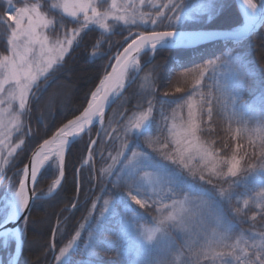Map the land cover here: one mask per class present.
I'll return each mask as SVG.
<instances>
[{"label": "trees", "instance_id": "1", "mask_svg": "<svg viewBox=\"0 0 264 264\" xmlns=\"http://www.w3.org/2000/svg\"><path fill=\"white\" fill-rule=\"evenodd\" d=\"M165 2L167 0H153L144 6V11L148 16L154 14ZM176 2L182 5V9L179 11L180 19L173 22L171 31H235L244 24L236 0H176ZM34 3L41 5V10L49 13V18L64 19L66 28L61 29V33L79 28L75 21L60 11L51 9L50 1L13 0V4L18 7ZM6 8V0H0V15ZM172 14L168 13L169 16ZM152 27L150 24L146 28H133L132 32L141 30L150 32ZM127 29L121 24H113L110 32L87 27L69 55L38 82V88L34 89V94L31 93L29 98L25 124L18 136V139H25V145L16 153L9 167L0 173V213L1 199L9 180L12 178L11 190L15 192L19 179L16 173L27 165L35 149L44 143V140L53 137L60 127L88 108L92 93L110 73L115 55L128 44L130 33ZM52 37L54 38V34ZM8 38L6 26L0 24V56L9 53ZM230 50L235 51L233 66L242 71L245 80L244 88L237 98L228 96L221 85L210 79L203 83L194 96L193 91L189 90L180 95L162 97L163 87L177 73ZM149 56L150 53L142 56L144 68L140 75L107 113L104 129L91 151L94 165H84L90 146L86 138L75 141L66 156L64 180L59 191L52 197L40 198L34 202L28 216V224L22 226L23 248L16 264H132L133 255L129 251V240L125 234L126 225L128 223L135 226L150 225L146 216L149 214L154 216V210L140 207L130 199L125 190L113 187L114 183L119 184L125 177L117 180L123 170L121 164H118L110 175L106 174V171L104 173V167H109L108 163L122 151V141L126 139V135H131L133 124L129 129L123 127L122 116L139 117L150 113L151 108L149 117L151 125L138 134V139L133 137L128 140V145L132 151L144 153L153 161L162 162V153L170 152L172 145L169 138L166 148L158 141H162L164 136H169L167 129L170 118L178 109H186L192 96L197 101L198 110L204 97L211 99L216 109L212 122H209L206 116L199 120V137L202 143L205 146L210 145L221 160L230 159L233 152L237 151L243 167L236 177L243 183L236 182L233 178L228 179L233 194L231 204L217 194L213 184L202 185L213 194L218 208L224 212L231 224L229 232L231 239L228 242L234 243V239L239 237L242 230L247 234L251 232L264 234L261 210L256 209L252 203L256 191L264 187V183L258 182L255 177L253 179L251 177L250 181L248 176L256 172L250 173L246 167L250 160L251 163L258 164V158L252 159L253 148L250 146L249 136L251 135L259 144L253 129L258 128L259 124H264V24L259 32L239 45L216 41L190 48H160L153 58ZM145 77L150 79L149 82L144 81ZM224 104L227 105L226 110L222 108ZM233 109H240L242 117ZM243 109L249 110L244 112ZM118 126L120 129H116ZM158 128L165 131L160 133L157 131ZM229 128L231 131H228ZM237 129H242V132L244 129L248 131L241 135ZM150 132L153 134L151 140L157 142L154 145L143 137ZM238 145L241 147L237 150ZM129 154L131 152L127 151L126 156ZM58 174L59 170L55 166L50 165L46 168L38 180L36 191L44 195ZM101 176L104 178L103 181ZM229 183L223 182L220 187L229 189ZM105 200L109 201L110 210L101 219L99 213L104 209ZM245 201H248V205L244 216L238 219L233 215V211L237 212ZM95 204L98 205L99 211H95L97 214L93 223L83 231L78 245L69 249L66 256L61 258V262L58 261L60 250L69 243L73 244L78 238L76 233L80 231L81 224L93 213ZM252 216H255V219ZM246 218L251 220L247 221ZM205 225L207 226L205 233L195 225L194 232L197 238L201 234L205 235L206 240L212 234V223ZM54 231L57 232L55 236ZM2 242L0 255L4 264H8L15 252L16 243L10 241L9 246L3 248ZM178 244L184 245V242L178 241ZM191 246L201 248L200 245ZM182 250L184 256L180 264H184L188 254L186 246ZM212 264H220V261Z\"/></svg>", "mask_w": 264, "mask_h": 264}, {"label": "snow or ice", "instance_id": "2", "mask_svg": "<svg viewBox=\"0 0 264 264\" xmlns=\"http://www.w3.org/2000/svg\"><path fill=\"white\" fill-rule=\"evenodd\" d=\"M6 2L7 8L0 15V24L5 25L9 33L7 45L10 54L0 56V104H4L7 100L9 109H11L12 102L18 101L19 112L12 117L13 127L17 131H21L19 120L26 113L29 94H34V89L38 88L39 77L47 75L54 65H59L63 61L64 55L68 49L72 48L74 40L81 29L87 28L90 24L107 29L109 26L107 21L112 19L116 22L123 21L125 25H128L127 30L132 37L131 43L128 44L127 48H124L123 56H117L116 66L112 69V74L106 76V80L101 81V87L92 93V101L88 104V108L83 112V115L60 127L52 139L44 140L40 149L33 154L30 166L24 167L16 174L19 179L17 180L18 188L14 192L15 200L20 213L23 214L24 224L27 225V213L30 212L31 207L29 192H31V198L40 199L36 188L30 189L29 184L36 185L38 183V174L48 162L57 167L61 176L64 175V153L66 147L69 146V138L78 137L84 131L85 125L93 123L94 117L102 116L104 103L109 100L110 92L115 93L122 88L123 81L129 77V68L135 69L138 66L136 56L133 53L139 54L145 48H149L152 53H156L157 47L162 41L174 36V32L170 29L174 25L173 22L180 19L179 11L182 9V5H178L176 0H167L147 19H143L141 13L142 23L153 25L150 34L145 35L143 30L137 33L132 32V26L137 29L141 28V23L137 20V11L132 3L126 6H118L116 0H112L111 7L102 11L98 8H103V5H97L93 3V0H71V3L69 0H64L63 4H53L51 9L62 8L63 12L79 25V28H73L71 32L63 31L61 33L60 30L66 28L64 19L62 17L58 19L49 18V13L41 10V5L34 3L31 5L25 4L23 7H15L13 0H6ZM139 3L143 5L144 0H139ZM243 4L251 10H256L258 7V4L253 3V0H243ZM169 12L173 14L169 16ZM81 15L83 17L82 21L79 19ZM46 30H50L48 34H46ZM53 34L54 38H50ZM129 58H131L130 63ZM222 62H228V60ZM203 76L204 72L202 70L196 71L193 76L195 86L200 85ZM176 91L180 92L181 88L177 87ZM164 95L167 96L168 93L165 92ZM187 107L188 120L186 125H182L183 130L177 131L175 124L171 129H167L169 135L172 136L175 150L172 153H162L163 158L171 160L173 164L187 170L193 178L199 176L200 180L208 184L213 183V177L218 180L224 179L226 183H229L228 178L236 177L241 165V159L238 158L237 151L233 152L230 159L221 160L210 145L205 146L199 143L197 137L200 130L197 121L203 120L206 116L207 120L212 122L216 110L215 105L211 99L204 97L198 110L199 116L193 103L188 102ZM226 107V104L222 105L224 110H226ZM149 112H151V108H149ZM149 125H151L149 116L147 114L141 115L131 126V135H126V139L122 141V144L127 147L128 140L133 137L138 139V134L146 130ZM9 131L8 125L0 120V135H3L5 140L9 136ZM157 131L163 133L165 129L158 128ZM228 131H231V128ZM246 131L248 130H243V132ZM253 131L259 139V144L252 139L251 135L249 136V143L253 148L252 159L258 158V164H253L250 160L246 167L250 173L264 172V124H259V127ZM237 132L243 134L240 129H237ZM24 135H27V133H24ZM152 135V132H150L143 137L151 145H154L157 142L151 140ZM3 142V140H0V143ZM158 142L163 143L166 148L168 146V136H164V139ZM20 143H24L23 139L20 140ZM92 143H95V141H92ZM240 147L238 145L237 150ZM128 151L132 154L131 159L123 152L118 153L119 156H123L119 163L123 171L127 170V175L119 184L114 183L113 187L125 190L135 204L143 208L147 206L148 200L153 199L141 182L143 178L137 179L146 168L153 169L157 180L162 184L172 186L173 192L179 191L180 194L185 195L183 201L173 198V205L171 206L173 211L163 214L158 219V226L153 230L154 232H163L168 235L166 228L171 224L172 227L187 233L195 214L194 210L205 208L214 210L212 213V238L202 248H193L188 245V254L184 264H201V259H219L220 264H233V260L237 261L238 264H264V236L259 238V243L248 246L247 250L239 248V242L228 243L227 241L231 239L229 236L231 224L224 212L217 207V201L213 198L211 192L203 188L197 191L194 189V185L187 184L181 172H174L166 164L153 161L142 153L132 151L131 147H128ZM14 152L15 149L10 147L8 155L12 156ZM194 160H199L202 163L192 164L191 162ZM205 173H207V178ZM147 175L148 173L145 172V176ZM103 179V176H101V181ZM59 183L60 181L56 180L51 187L55 188ZM214 188L218 189L217 194L223 200L231 204L233 198L230 191L231 183H229V189H223L218 185H214ZM203 197H207V199H203ZM245 203L247 204L248 201H245ZM252 203L260 208V215L264 218V188L256 191ZM104 204L108 205L109 201L105 200ZM165 207L169 206L165 205ZM13 216H15V213H13ZM10 223H12V218H0V239L4 241L5 245H7L10 236H16L19 239L22 232L20 228H9ZM53 235H57V232L54 231ZM76 235L79 236V232ZM251 239L255 240L256 237ZM153 240L154 236L150 234L146 238V243L151 244ZM71 247L72 244L69 243L62 248L57 260L61 262V258L66 256ZM172 247H175L174 242ZM184 247L185 245H180L181 249ZM160 264H168V261L163 260Z\"/></svg>", "mask_w": 264, "mask_h": 264}, {"label": "rangeland", "instance_id": "3", "mask_svg": "<svg viewBox=\"0 0 264 264\" xmlns=\"http://www.w3.org/2000/svg\"><path fill=\"white\" fill-rule=\"evenodd\" d=\"M47 1H50L51 5H53V4H63V2H64V0H47ZM152 1L153 0H144V4L141 5L139 3V0H116V4L118 6H121V5L126 6L127 4L132 3L134 9L137 11V20H138V22L141 23V27H145L146 28L151 23H148L147 25H144L142 23L141 19H140V14L141 13L143 14V19H147L148 18V15L144 11V6L147 5L148 3H151ZM69 2L71 3V0H69ZM253 2L258 4L257 8H258V10H259V12L261 14V18L264 17V0H253ZM93 3H96L97 5H103V8H98V10L102 11V10L109 9L111 7L112 0H93ZM28 5H31V4H28ZM15 7H18V6H15ZM56 10L60 11L65 16H67V14L63 12L62 8H59V9H56ZM68 18L72 19L71 17H68ZM79 19L81 21L83 20L82 15L80 16ZM107 24L109 25L107 29H102V28L99 27V25H95V24H90L88 27H95V28H97V29H99V30H101L103 32H110L111 29H112L113 24H121V25H123V26L128 28V25H125L123 23V21L116 22V21H114L112 19H108ZM263 24H264V22H263ZM244 25H245V21H244V24L242 26L238 27V29H236L235 31H226V32H240L244 28ZM262 26H260L255 33L259 32L260 29L262 28ZM133 28H136V27L132 26V29ZM85 30H87V28H84V29L80 30L79 35L76 36V38L74 40L72 48L77 44V42L79 41L81 35L85 32ZM49 31L50 30H46V34H48ZM174 31H179V30H174ZM183 31H185V30H183ZM194 31H196V30H194ZM137 32H139V31H135L133 33H137ZM145 33H150V32H144V34ZM50 38H53V37L50 36ZM131 39H132V37L130 35L129 38H128V44L131 43ZM128 44H127V46H128ZM165 44H169V45H187L188 41L187 40H182V39H180V40H170L168 42H165ZM200 45H202V44H200ZM197 46H199V45H197ZM193 47H195V46H193ZM72 48L68 49V51L64 55V59L69 55V53L71 52ZM178 48H187V47H178ZM188 48H190V47H188ZM123 50H121L118 54L115 55L111 70L113 69V66L116 63L117 56H120V54L122 53ZM234 52L235 51H233V50L227 51V52H225L222 55H219V56H217L215 58H211V59L206 60L202 64L193 66L191 68L185 69V70L177 73L170 80V82L163 87L162 92H161L162 97H165V95H164L165 92H167L168 95H180V94H183V93H185V92H187L189 90L193 91L192 95L194 96V94H196L197 91L202 87L203 83L207 79H210V80H214V82H216L219 85H221L222 88L228 94V96H235V98H237L239 96V94L241 93L242 89L244 88L245 80H244L242 71L240 69H238L237 67L233 66L232 59H233ZM148 53H150V56H149L150 58H153L154 55H155V53H152L151 51L148 52ZM9 54L10 53H8L7 55H9ZM142 56L140 58H138L139 59V64H138L137 68H135V69H132V68L130 69L129 68V77L126 78V80H127L126 84L130 83L131 81H135L136 78L140 75L141 71L143 70L144 64L142 62ZM226 59L228 60V62H222V61H224ZM55 66L56 65H54L53 68ZM52 70H50V72ZM198 70H202L204 72V76H203V79H202L200 85L199 86H195L194 85L193 76L195 75L196 71H198ZM47 75L40 76L39 79H38V82L40 80H42L43 78H45ZM105 79H106V77L102 81H104ZM149 80L150 79H147V77L144 78V81L146 83L149 82ZM100 85H101V83H100ZM177 87L181 88L180 92L176 91ZM30 96H31V93L29 94V98H30ZM193 96H192V98H190V100L188 102H191V103H193L195 105V110L197 111V115L199 116L198 109H197V101H196V99ZM27 105H26V111H27ZM239 110L240 109H237V110L233 109V111L236 114L241 116V113H239ZM248 110L249 109H243L244 112H247ZM17 112H19L18 101L12 102L11 109H9V104H8L7 100H5L4 104H0V120H2L5 124H7L8 125V129L10 130L9 131V136H8V138L6 140H5L3 135H0V140L4 141L3 143H0V173L4 172L9 167V165L11 164V162H12L13 158L15 157L16 153L19 151V149L22 148L23 145H25V139L24 138H19L18 139V136L20 135V133L22 131V127L25 124V115H26V113L20 117L19 124L21 126V131H17L16 128L13 127V122H12V117L15 116V114ZM147 115L150 117L151 112L148 113ZM139 117H136V116H133V115H132V117H128L127 115L122 116V125H123V127H128V129H129V127L132 124H134L135 121L139 119ZM187 120H188V107L186 106V109H178L173 114V116L170 118V123H169L168 129H171L173 127V125L175 124L176 125V130L177 131H182L183 130L182 129V125H186ZM105 122H106V116H104V119H103L101 124L95 125L84 136H82V138L83 137L86 138L87 142L90 145L89 146V151L87 152V155H86V160H85V164H84L85 166L94 165V163H93L94 162L93 161V155H92L91 151H92V149H94V147H95V145L97 143V139H98V137L100 136L101 132L104 129ZM197 122L199 124V120ZM116 129H120V127L118 126ZM254 129H257V128H254ZM197 137H198V142L203 144L201 139H200V137H199V131L197 133ZM168 138H169V142L172 145V147H171L172 149H171V151L169 153H172L175 150V144L172 142V136L171 135H169ZM21 139H23V141H24L23 144L20 143ZM92 141H95V143H92ZM17 145H19V147H17ZM10 147L15 149V152H14V154L12 156L8 155V151H9ZM128 147H129V145H127V147H125L123 145L121 152H123L124 155L127 154ZM67 154H68V152H67ZM142 154H144V153H142ZM144 155L149 157L146 154H144ZM66 156L67 155L65 154L63 171L65 170L64 168H65ZM127 157L129 159H131L132 158V154H129ZM149 158L151 159V157H149ZM122 159H123V156L114 157L113 160L111 161V163H108L109 167H106V168L104 167V173L106 171V174L110 175L112 173V171H114L116 169L115 167H118V164H120L119 161L122 160ZM28 162H29V160H28ZM162 163L166 164L168 166V168L173 170L174 172H181L183 177H184V180L187 182V184L194 185V189L195 190H197V191L200 190L199 187H202L203 189L208 190L207 188L202 186L203 184H208V183H206L205 181L200 180L199 176L193 178L191 175L188 174L187 170H183L177 164H173L171 160H165L164 158H162ZM191 163L192 164H197V163H202V162H200L199 160H194ZM50 165H53V164L51 162H49L47 164V166L44 167V170L46 168H48ZM53 166H55V165H53ZM242 168L243 167H242V163H241V165L239 167V171H238L236 177L239 176L240 172L242 171ZM100 170H102V167H100ZM145 172L148 173L147 176H145ZM126 175H127V170H124V171L122 170V172L120 173V175H119L117 180H120L121 178H123ZM205 176L207 178V173H205ZM236 177H229L228 179H232L233 178L236 182L237 181L238 182H242V181H239V179H237ZM251 177H252V179H253V177H255V179H257L258 182L261 181V182L264 183V172H256L255 174H250L248 176V179L250 178V181H251ZM60 178H61V175H60V172H59L58 177L52 182V184L50 185L48 191L44 195H41L40 193L37 192V194L40 196V198H47V196H49L51 193H53V191L57 187L55 186V188H52L51 186L53 185V183L56 180H60ZM140 178H143L141 182H142L144 188L147 190L149 196L153 197V199L148 200V204H147L146 207L147 208H151V209L154 210V216L151 215V214H149V216H146L148 222H150V225L141 224L139 226H135L134 224H130L129 225V223L126 225L125 234L127 235V238L129 240V251L133 255L132 264H160V262L163 261V260H167L168 264H180L182 262V259H183V256H184V252L180 248V246L178 244V241L184 242V245L187 248H188V245H193V246L200 245L201 248L204 247L207 244V242L212 238V234L206 240L204 239L205 235H201V234H200V237L197 238V235L194 232V228H195V225H196L199 229L200 228L202 229L201 231L203 233H205L206 227H207L205 224H207L209 222L212 223V221H210V219H212L211 217H212V213H213L214 210L209 209V208H205V209H202V210H194L195 214H194V216H193V218L191 220V223H190V226H189V231L187 233L172 227L171 224H169L167 226V228H166V231L168 232V235H165L163 232L156 233L153 230L158 226V219L163 214H167V213L173 211V208L171 207L173 205V198L178 200V201H183L185 199V195L180 194L179 191L173 192L172 191V186H168L166 184H162L161 182H159L157 180L156 173L151 168L144 169V171H142L140 173V177H137L138 180ZM212 179H213V183H212L213 185L220 186L221 183L225 182L224 179H219L218 180L215 177H213ZM63 180H64V175H63ZM12 185H13V180L11 178L9 180V183H8L7 187L5 188V191L3 193V197L1 199V202H2L1 213H0L1 218L11 217L12 216L13 202L15 200L14 192L11 190ZM36 186H37V184H36ZM262 188H264V187H262ZM217 192H218V189H217ZM170 196L172 198H169ZM193 198L195 199V197H193ZM203 199H205V198L203 197ZM165 205H168L169 207L166 208ZM247 205L248 204H246L245 202L242 203L241 208H239L237 210L235 209L237 212L233 211V215H235L236 218L240 219L241 216H244V213H245L244 211L247 208ZM255 207H256V209H258L260 211V208L256 204H255ZM109 210H110L109 204L108 205L104 204V209H103V211L100 210L101 212L99 213V217L101 219H103L106 216V214L109 212ZM95 211H99V207H98L97 204H95L93 206V213H91V215L88 216V218L81 224V228H80V231H79V236L73 242L72 247L70 249H72V248L76 247V245H78L79 238L82 235L83 231L89 225H91V223H93L94 216H95V214H97V213H95ZM252 217H255V216H252ZM246 220L247 221L251 220V218H246ZM23 225H24V223L21 225V229H22L21 247L22 248H23V240H22V236H23V228H22V226ZM150 234L154 236V240H153V242L151 244H147L146 243V238ZM229 236H230V233H229ZM261 236H264V234L261 235V234L256 233V232H251V233L247 234V232L245 230H242V231H240L239 237L234 239V243L239 242V248L247 250L248 246L252 245L253 243H259L260 242L259 238ZM252 237H256V239L253 240V239H251ZM1 241H3V240H0V242ZM10 241H15L16 249H15L14 254L10 257V259L8 261V264H16L17 261H18V258L20 256V252L18 253V249H19V245H20L19 241L14 236H10L8 238L7 245H5L4 241H3L1 246L3 248L8 247ZM173 242L175 244L174 248L172 247V243ZM228 243H230V241ZM21 247H20V250H21ZM216 261H219V259H217V260H212V259L204 260V259H201V264H212V263H216ZM0 264H4L3 258H2L1 255H0ZM233 264H238V262L233 260Z\"/></svg>", "mask_w": 264, "mask_h": 264}, {"label": "water", "instance_id": "4", "mask_svg": "<svg viewBox=\"0 0 264 264\" xmlns=\"http://www.w3.org/2000/svg\"><path fill=\"white\" fill-rule=\"evenodd\" d=\"M236 2H237L239 10L241 11V13L243 15L244 21H245L244 28L240 32H226V31H214V30L173 31L174 32V36L166 38L164 41H162L158 45L157 50L160 49V48H170V47H173V48H175V47H187L188 48V47H193V46H197V45H200V44H206V43L216 42V41H223V42L234 43L235 45H239L243 41L247 40L250 36H252L258 30V28L263 25L264 17L261 18V21L259 23H254V21L251 18V15L249 13V10H248L247 6L243 4V0H236ZM149 34L150 33H145V35H149ZM180 39L187 40L188 44L187 45H169V44H165V42H168L170 40H180ZM150 51L151 50L149 48H145L139 54L133 53V55L136 56V59H138L142 55H144L145 53H148ZM123 53H124V50L120 54L121 57L123 56ZM130 62H131V58H129V63ZM115 66H116V63L114 64L113 68ZM111 74H112V70L109 73V75H111ZM132 82L133 81H131L130 83L126 84L125 87L116 96H114L113 93L110 92L109 100L104 103L105 116L108 113V111L111 109V107L114 105V103L124 94V92L126 91V89L130 86V84ZM82 115H83V113L80 116H82ZM76 118H74L73 120H75ZM95 125H96L95 123H92V124L86 126L84 128V131H82L79 134L78 137L69 138V146L67 147L65 154L67 155V152H68L70 146L75 141H77L80 138H82V136H84ZM50 139H52V137ZM40 146L33 152V154L37 150L40 149ZM33 154L31 155L27 166H30V162L32 160ZM64 159H65V156H64ZM63 167H64V165H63ZM43 170H44V168L38 174V179H39V177H40V175H41ZM62 182H63V176H61V178H60L59 186L53 191V193H51L49 196H47V198L48 197H52V196H54L57 193V191L59 190V188L62 185ZM33 187L36 188V185H32L30 183L29 184V188L31 189ZM29 196H30V206H31L30 207V211H31L33 203L36 200L31 198V192H29ZM29 214H30V212L27 213V216H29ZM10 218H12V223L9 224V228H12V229L20 228L21 229V225L24 223L23 214L20 213V211L18 210L17 212H15V216L12 215ZM0 240H2V239H0ZM21 252H22V247H21V250H20V254H21Z\"/></svg>", "mask_w": 264, "mask_h": 264}, {"label": "bare ground", "instance_id": "5", "mask_svg": "<svg viewBox=\"0 0 264 264\" xmlns=\"http://www.w3.org/2000/svg\"><path fill=\"white\" fill-rule=\"evenodd\" d=\"M254 3V2H253ZM248 10H249V13H250V15H251V18H252V20L254 21V23H259L260 22V20H261V14H260V12H259V10H258V8L256 9V10H251V9H249L248 8ZM136 63H137V65L139 64V59H136ZM130 69H131V67H130ZM106 80V79H105ZM104 80V81H105ZM126 82H127V80L125 79L124 81H123V87L122 88H120V89H118L115 93H113V95L114 96H116L124 87H125V85H126ZM101 87V85L98 87V88H100ZM80 116V115H79ZM104 116H105V108H104V111H103V113H102V116H97V117H94L93 118V123H95L96 125H98V124H101L102 123V121H103V119H104ZM73 120V119H72ZM67 124V123H66ZM86 126H88V125H85V127ZM63 127V126H62ZM93 128V127H92ZM91 128V129H92ZM66 149H67V147H66ZM66 149H65V153H66ZM65 153H64V156H65ZM49 163V162H48ZM48 163H46L42 168H41V170L45 167V166H47V164ZM40 170V171H41ZM60 181V180H59ZM60 184V183H59ZM59 184H57L56 185V187H58L59 186ZM19 210V207H18V205L16 204V200H14V202H13V210H12V215H13V213H15V212H17ZM21 235H22V232H21V234H20V238L19 239H17V237L16 236H14L18 241H19V249H18V253L20 252V247H21ZM19 255V254H18Z\"/></svg>", "mask_w": 264, "mask_h": 264}]
</instances>
